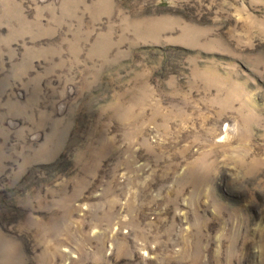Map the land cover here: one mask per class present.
Here are the masks:
<instances>
[{
  "label": "rangeland",
  "instance_id": "374dc122",
  "mask_svg": "<svg viewBox=\"0 0 264 264\" xmlns=\"http://www.w3.org/2000/svg\"><path fill=\"white\" fill-rule=\"evenodd\" d=\"M0 264H264V0H0Z\"/></svg>",
  "mask_w": 264,
  "mask_h": 264
}]
</instances>
